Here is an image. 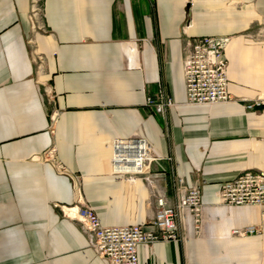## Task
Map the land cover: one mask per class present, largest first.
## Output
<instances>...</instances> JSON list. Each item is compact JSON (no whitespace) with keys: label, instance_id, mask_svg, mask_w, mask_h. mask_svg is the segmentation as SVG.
<instances>
[{"label":"crops","instance_id":"1","mask_svg":"<svg viewBox=\"0 0 264 264\" xmlns=\"http://www.w3.org/2000/svg\"><path fill=\"white\" fill-rule=\"evenodd\" d=\"M0 0V264H108L64 212L92 208L105 227L147 225L151 185L114 175L116 138H145L156 189L202 186L203 232L138 248L139 264H264V207H225L221 185L264 173V0ZM230 38L232 102L186 104L189 44ZM166 115L146 107L160 93ZM260 102L261 109H248ZM63 168V170L60 168ZM263 235L230 238L236 229Z\"/></svg>","mask_w":264,"mask_h":264},{"label":"built area","instance_id":"2","mask_svg":"<svg viewBox=\"0 0 264 264\" xmlns=\"http://www.w3.org/2000/svg\"><path fill=\"white\" fill-rule=\"evenodd\" d=\"M39 0H32V14H39ZM230 38L204 37L189 44L184 60L186 104L190 106H214L232 102L228 92V61L226 49ZM175 106L165 93L156 98H148L146 107L157 115H166ZM261 109V104L248 106V109ZM113 157L110 161L114 175L144 178L152 187L156 201V214L147 225L132 227H105L96 212L87 206L65 208L64 214L83 227L89 236L90 248L108 264H139L138 248L159 242H179V223L188 212L196 229L202 222V186L187 187L182 178L175 187L178 202L172 205L164 194L155 187L151 166L160 161L153 155L152 147L142 136L111 141ZM63 170L61 167L60 170ZM218 202L225 207L256 206L264 207V173L246 171L234 181L220 186ZM263 235L257 227L236 229L230 238Z\"/></svg>","mask_w":264,"mask_h":264},{"label":"rangeland","instance_id":"3","mask_svg":"<svg viewBox=\"0 0 264 264\" xmlns=\"http://www.w3.org/2000/svg\"><path fill=\"white\" fill-rule=\"evenodd\" d=\"M183 218H184V217H183ZM183 218H182V220H183ZM182 220H181L180 223H179V227L181 226V222H182ZM192 221H193V218H192ZM257 228H258V227H257ZM258 229L262 230L260 227H259ZM193 230H194V236H195V238L200 239L201 236H202V232H203V212H202V222H201V227H200L199 229H196V228H195V225H194V221H193ZM179 235H180V239H181V241H182V242H185V241H186L185 237H184L180 232H179ZM233 238H235V237H233Z\"/></svg>","mask_w":264,"mask_h":264}]
</instances>
